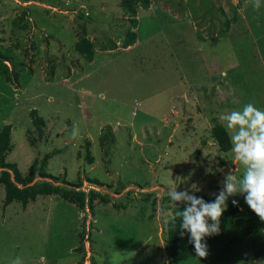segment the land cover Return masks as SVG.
Returning a JSON list of instances; mask_svg holds the SVG:
<instances>
[{
  "label": "rangeland",
  "instance_id": "374dc122",
  "mask_svg": "<svg viewBox=\"0 0 264 264\" xmlns=\"http://www.w3.org/2000/svg\"><path fill=\"white\" fill-rule=\"evenodd\" d=\"M255 2L150 0L133 28L120 0H0L5 162L24 176L48 155L43 170L57 178L31 183L100 191L83 209L46 195L3 208L1 184L0 264H174L163 197L172 188L213 196L230 168L242 177L212 128L226 129L220 114L248 103L264 110V0ZM130 29L137 40L122 47ZM81 37L94 45L92 61L75 48ZM31 109L44 120L42 137ZM228 199L246 204L241 194ZM263 231L255 213H225L207 256L179 264H264L254 258Z\"/></svg>",
  "mask_w": 264,
  "mask_h": 264
},
{
  "label": "trees",
  "instance_id": "16d2710c",
  "mask_svg": "<svg viewBox=\"0 0 264 264\" xmlns=\"http://www.w3.org/2000/svg\"><path fill=\"white\" fill-rule=\"evenodd\" d=\"M150 0H120V6L124 9V11L129 15V20L131 26L135 28L138 23V19L136 17L138 8H149ZM235 22V18H234ZM230 26L229 21L224 22V30L228 31ZM137 39L136 31L130 29L126 32V40L123 42L122 47H127L133 44ZM116 44L113 43L109 47V49L116 48ZM75 48L78 52L83 56L86 61H92L94 58V45L90 39L87 37H81L75 43ZM7 59L5 55L0 52V69L4 72L8 71V65L6 64ZM6 79L8 77L6 76ZM30 116L32 117V123L37 129L38 136L42 137L43 135V126L44 120L40 117L35 109H31L29 111ZM212 133L215 141L217 142L219 148L222 151H228L231 149L232 145L229 140V134L225 127L220 123H217L212 128ZM10 134H11V125L5 124L0 130V167L5 168L0 172V185L4 186V200H3V208H5L12 201L17 200L20 201L22 206L25 207L29 202L34 201L39 195L53 196L68 203L75 205L78 209H83L86 206V203L93 199L94 194H99L100 191L96 189H91V191L86 194L83 190L77 189L80 185H74V188H65L54 184L51 181L42 180L38 182H33L36 174H39L41 177L56 179L57 177L52 176L43 170V164L48 155H44L43 163H41L40 167H38V161L35 160L29 167L26 175L22 176L16 166L15 163L5 162V153L10 149ZM100 143L103 144L102 137L100 138ZM89 163L93 161L92 155L88 154L87 156ZM91 182L98 184L95 186L102 185L98 180H92ZM31 183V184H30ZM219 193H217L218 195ZM88 195V196H87ZM206 202H213L215 199V195L213 196H200ZM107 201L106 199H104ZM155 202V200L153 201ZM237 205H233L232 201L229 199L226 201L227 207L223 212L222 216L225 213L229 214H239V213H254L247 204H242L237 201ZM179 207V208H178ZM160 209L162 211L167 210L170 214H174L179 210L184 209L183 204L176 205L175 202L171 201L170 197L167 195L163 197L161 201ZM221 216V218H222ZM220 218V219H221ZM180 223L182 221L180 218L176 219L175 224L166 223L164 229V240L167 244V248L169 247V254L171 256V261L174 264H179L183 259L188 258L195 254L194 246L189 242L190 234L184 232V235L181 236L180 232L183 231L180 228ZM211 223V221H209ZM213 236V235H212ZM209 236V237H212ZM209 237H205L204 242ZM81 238V237H80ZM76 251H81L82 247L78 246L75 248ZM183 253V256L179 258ZM186 255V256H185ZM264 256V231L260 233L258 237L257 244L254 250V258L258 259Z\"/></svg>",
  "mask_w": 264,
  "mask_h": 264
},
{
  "label": "clouds",
  "instance_id": "9594fccd",
  "mask_svg": "<svg viewBox=\"0 0 264 264\" xmlns=\"http://www.w3.org/2000/svg\"><path fill=\"white\" fill-rule=\"evenodd\" d=\"M254 8H259L256 0ZM219 119L225 122L229 131L234 162L243 166L242 177L235 175L236 169H229L222 182L219 194H214L213 202H206L202 197L189 194L188 190L178 192L177 188L168 190L171 201L184 205V209L174 214L161 211L166 223L175 224L180 218V228L190 234L189 242L193 244L198 257L208 254L205 237L220 233V218L225 211L226 201L230 196L241 194L248 207L264 221V110H260L252 103L246 104L242 110H232L222 113ZM77 134L74 128L73 136ZM237 205L236 200L232 201ZM179 208V207H178ZM211 221V223H209ZM12 264H22L19 257Z\"/></svg>",
  "mask_w": 264,
  "mask_h": 264
},
{
  "label": "built area",
  "instance_id": "2783aa9c",
  "mask_svg": "<svg viewBox=\"0 0 264 264\" xmlns=\"http://www.w3.org/2000/svg\"><path fill=\"white\" fill-rule=\"evenodd\" d=\"M89 187H91V189H93V188H94L92 185H90ZM96 189H98V188H96ZM98 190H99V189H98Z\"/></svg>",
  "mask_w": 264,
  "mask_h": 264
},
{
  "label": "crops",
  "instance_id": "0c3cea01",
  "mask_svg": "<svg viewBox=\"0 0 264 264\" xmlns=\"http://www.w3.org/2000/svg\"><path fill=\"white\" fill-rule=\"evenodd\" d=\"M136 40H137V39H136ZM85 243H87V241H86Z\"/></svg>",
  "mask_w": 264,
  "mask_h": 264
}]
</instances>
